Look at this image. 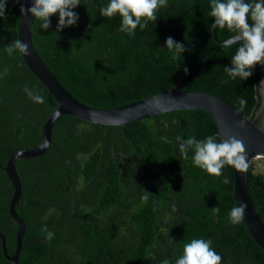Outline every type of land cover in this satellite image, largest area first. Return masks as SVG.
Segmentation results:
<instances>
[{"label": "trees", "instance_id": "obj_1", "mask_svg": "<svg viewBox=\"0 0 264 264\" xmlns=\"http://www.w3.org/2000/svg\"><path fill=\"white\" fill-rule=\"evenodd\" d=\"M20 2L7 0L5 15L0 17V74L7 69L0 78V163L13 151L38 142L40 126L55 104L19 52L10 56L5 51L16 41ZM80 3L72 9L79 17L75 25L57 32L56 13L47 30L33 17L30 31L39 59L70 96L88 106L108 108L164 91L200 67L202 50L201 69L182 88L220 96L236 109L242 97L247 106L240 113L250 118L259 102L255 68L252 76L242 81L225 73L224 67H231L239 44L223 48L212 39L210 0H167V5L157 10V20L148 21L143 29L138 26L134 35L119 31V13L111 18L100 14L110 0ZM186 33L198 45L188 46ZM215 35L225 40L234 34L216 29ZM169 36L187 48L178 58L165 46ZM25 87L42 95L44 103L30 100ZM215 133L213 121L201 109L172 110L119 125L92 123L72 115L56 118L44 153L14 162L27 164L21 168L26 169L25 186L54 199L48 203L50 214L45 215L53 237L48 239L43 232L48 240L45 252L54 264H84L85 258L93 264H161L165 259L176 264L184 245L196 238L212 241V248L222 257L221 264H264V253L243 223L229 222V212L235 207L231 166L222 170L230 181L224 184L223 177L193 165L192 151L188 160L181 156L177 136L203 140ZM35 163L40 164L41 173L34 176ZM65 170L71 186L75 181L86 187L92 177L102 183L91 187L88 199H75V205L83 203L85 212L90 209L102 219L105 208L116 207L117 216L128 210L124 242H115L113 221L110 235L105 237L97 227L96 238L87 243V214L76 220L67 209L72 194L61 184ZM124 173L126 183L120 178ZM246 184L264 224V174L253 172L251 162ZM29 194L31 197L33 192L29 190ZM145 195L146 201L142 199ZM215 207H219L218 217L212 211ZM110 218L115 219L113 214Z\"/></svg>", "mask_w": 264, "mask_h": 264}, {"label": "clouds", "instance_id": "obj_2", "mask_svg": "<svg viewBox=\"0 0 264 264\" xmlns=\"http://www.w3.org/2000/svg\"><path fill=\"white\" fill-rule=\"evenodd\" d=\"M20 2V0H16ZM80 0H32V6L25 9L21 5V14L27 16L29 13L41 21V29L47 30L50 26V17L59 14L56 31L59 32L65 27L73 26L79 19L75 9ZM167 5V0H110V3L100 9V14L105 17H113L119 13L122 23L119 31L129 35H134L139 26L141 29L148 27V21H156V12L161 7ZM7 0H0V17L5 15ZM210 16L214 18L212 29H227L234 35L224 40L221 44L223 48H230L234 44H239L231 58V67H224L225 73L231 79L239 77L247 80L253 74V69L257 64L264 66V0H210ZM249 17L251 23H249ZM143 20V22H142ZM165 46L174 52V58L182 55L187 48L183 43L175 41L171 36L165 40ZM8 55L19 52L23 56L29 55L28 45L20 40L13 41L5 48ZM187 73L188 69H184ZM7 74L5 69L0 78ZM260 83H264L262 80ZM27 97L35 103H44L42 95L33 89L25 87ZM239 108L242 112L247 106L244 98L238 100ZM239 126H245L244 121H240ZM179 150L184 160L189 159V151L193 152L192 163L195 167L205 170L208 174L223 177L222 183L228 184L229 178L223 176L225 166H233L240 172H246L249 164L247 152L242 140L235 136L223 139L217 135H209L203 140H197L195 136L187 139L177 136ZM147 195L143 200H147ZM246 204L233 207L229 212V222L239 224L244 218ZM217 217L219 207L212 208ZM47 234L48 239L53 237L45 227L42 229ZM212 241L202 238L192 239L183 248V254L176 260V264H221L222 257L212 248ZM161 264H170L165 259Z\"/></svg>", "mask_w": 264, "mask_h": 264}, {"label": "water", "instance_id": "obj_3", "mask_svg": "<svg viewBox=\"0 0 264 264\" xmlns=\"http://www.w3.org/2000/svg\"><path fill=\"white\" fill-rule=\"evenodd\" d=\"M21 5L25 9L30 8L32 0H21L19 5L16 21V40L27 44L30 53L27 56L19 54L25 66L44 85L47 94L53 97L55 104H52V111L40 126L38 142L34 146L13 151L5 161V174L14 190V194L9 202V208L10 216L17 225V236L22 231V221L13 210L19 193V180L13 163L16 160L28 159L43 154L51 142V126L54 120L61 115H72L92 123L119 125L172 110L201 109L213 121L216 127L215 135L223 139L235 136L237 139L243 141L247 152L248 164L255 157L264 158V83H260L264 80V66L259 64L255 66L256 91L259 102L249 119L244 117L232 104L220 96L182 88L184 83L201 69L204 63L202 50V64L200 67L177 79L169 89L115 107L99 108L88 106L70 96L39 59L32 46L30 37L31 22L34 16L30 13L27 16L22 15L20 11ZM215 31L216 29L211 30L212 39L222 44L224 40H218ZM185 37L188 46L192 44L198 45L188 38L187 33ZM242 120L245 123L243 128L239 126ZM231 168L232 197L235 206H239L240 204L247 205L242 223L251 239L264 253V224L250 200L246 184V172H240L233 166ZM172 264H175V262Z\"/></svg>", "mask_w": 264, "mask_h": 264}, {"label": "flooded vegetation", "instance_id": "obj_4", "mask_svg": "<svg viewBox=\"0 0 264 264\" xmlns=\"http://www.w3.org/2000/svg\"><path fill=\"white\" fill-rule=\"evenodd\" d=\"M14 169L19 180V193L17 196L16 204L14 205V212L22 221V231L17 236V225L14 223L10 216L9 202L14 194L13 186L5 174L6 163H0V264H54L52 258L48 256L45 250H48V240L43 234L42 229L46 227L45 215L50 214L48 203L54 201L53 198L48 197L45 194H41L40 191L34 187L25 186V180L27 175L24 174L25 170L21 168L26 167L24 163H13ZM37 168L32 170V174L35 176L37 173H41L39 163H35ZM59 165L63 166L59 163ZM121 182L126 183V174L124 173L121 177ZM71 178L68 176V171L65 170L64 179L62 185L67 186L70 190L71 200L67 204V209H70L73 218L76 220L84 219L82 216L87 214L86 222L89 225V244L96 238V228L100 227L105 233V237L110 235L108 232L111 231L110 226L114 223L112 232L115 233V239L119 244L124 242L123 238L126 236L129 226L125 223V217L128 214V210L120 213V216L116 214V207H108L104 210V216L102 219L94 216L90 209L84 210V207L79 203L74 204L75 199H82L84 196H92L91 187L94 185L99 186L102 183L97 179V183L94 177L89 179L90 184L87 183V188L83 185L78 184L74 181L73 185H69ZM29 190L33 192L30 197ZM99 197V196H98ZM102 201V195L100 196ZM122 205V202H119ZM107 204V203H106ZM120 206V205H117ZM111 214L114 215L115 219H111ZM47 228V227H46ZM49 229H51L49 227ZM108 245V243H107ZM58 264H62L58 262ZM84 264H93L91 259L85 258Z\"/></svg>", "mask_w": 264, "mask_h": 264}, {"label": "rangeland", "instance_id": "obj_5", "mask_svg": "<svg viewBox=\"0 0 264 264\" xmlns=\"http://www.w3.org/2000/svg\"><path fill=\"white\" fill-rule=\"evenodd\" d=\"M251 168L253 172H259L264 174V158L263 157H255L251 159Z\"/></svg>", "mask_w": 264, "mask_h": 264}]
</instances>
